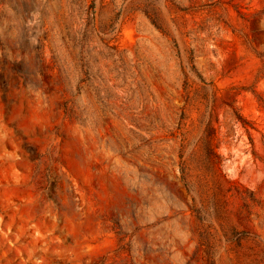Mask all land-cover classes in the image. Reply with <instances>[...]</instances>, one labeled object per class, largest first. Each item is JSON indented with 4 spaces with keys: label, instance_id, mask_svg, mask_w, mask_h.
Listing matches in <instances>:
<instances>
[{
    "label": "rangeland",
    "instance_id": "374dc122",
    "mask_svg": "<svg viewBox=\"0 0 264 264\" xmlns=\"http://www.w3.org/2000/svg\"><path fill=\"white\" fill-rule=\"evenodd\" d=\"M0 264H264V0H0Z\"/></svg>",
    "mask_w": 264,
    "mask_h": 264
}]
</instances>
